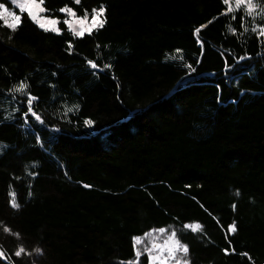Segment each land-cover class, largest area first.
I'll use <instances>...</instances> for the list:
<instances>
[{
	"label": "trees",
	"instance_id": "16d2710c",
	"mask_svg": "<svg viewBox=\"0 0 264 264\" xmlns=\"http://www.w3.org/2000/svg\"><path fill=\"white\" fill-rule=\"evenodd\" d=\"M45 4L59 35L26 13L15 31L0 25V264H121L135 257L133 237L158 227L177 231L191 264H264V42L254 22L246 17L245 33L220 15L221 0ZM101 4L107 24L82 39L58 11ZM87 60L112 68L93 74ZM184 63L196 72L179 87ZM20 81L43 125L25 123L26 97L9 92Z\"/></svg>",
	"mask_w": 264,
	"mask_h": 264
},
{
	"label": "snow or ice",
	"instance_id": "6c2138e0",
	"mask_svg": "<svg viewBox=\"0 0 264 264\" xmlns=\"http://www.w3.org/2000/svg\"><path fill=\"white\" fill-rule=\"evenodd\" d=\"M222 4L225 6L224 10L220 15H224L230 18L232 21L238 20V28H242L246 33L249 31V28L245 24L246 17H250L254 22L250 31L256 34L257 42H264V2H259V0H234L235 6H232L233 0H221ZM73 3L80 5L81 0H73ZM10 4L19 9V12L16 10L10 9L8 0L0 2V25L6 26L10 31H15L19 28L22 18L26 13V18L31 19L37 26L46 31V32H55L56 34H61V29L55 27L60 23V20L57 18H52L49 15H45L50 10L46 7L45 0H10ZM62 14H66L67 17L63 20V24L67 26L69 32L72 33L74 37L84 38L87 34L92 36L94 33H98L101 29L107 24V7L104 4L99 5L98 7L92 8L90 11L88 9H83L81 14H78V11L71 6L65 5L64 7L59 8L58 10ZM8 17H11V22H9ZM259 18L260 22L255 23ZM212 23V21H208ZM206 27V25H201L195 29V34L201 32V28ZM237 27H232L231 24L228 25V30L232 35L240 34ZM68 50L71 54L72 42L68 41ZM203 46V45H201ZM100 45H97L99 48ZM180 49H177V52H180ZM176 57L173 56L172 59ZM246 56H240L236 63L245 60ZM199 63V61H196ZM87 64L93 70V74L98 71L111 69V64H104L103 69L100 68V65L93 60H87ZM183 67L188 69L184 77H181L180 81L177 82L179 87H186L192 84L189 79L193 73L196 72V68L193 64L184 63ZM231 65L228 63V59L225 58V70H229ZM55 75V73L53 74ZM28 85L24 81H20L18 85H14L9 89L10 93H19L26 97L27 108L23 112V117L25 123L30 119H34L36 122L43 125L45 121L42 119L41 115L34 110L33 101L38 100L37 97L33 96L30 92H27L26 89ZM219 85H217V102H220L219 96ZM15 99V96H13ZM79 107L78 105L76 106ZM15 111H20V109H15ZM71 111V109H69ZM10 117H6L8 119ZM83 124L86 127L94 126V121L92 119H85ZM59 131V129H56ZM0 147H3L0 145ZM85 188H90L88 184L84 185ZM239 195V191L236 193ZM13 197L11 206L14 209H19V203L15 202V193L10 194ZM31 195V193H29ZM233 210L236 209V205H232ZM183 228L191 230L193 233L198 231L202 232V226L200 224H184ZM229 231L235 233L237 231V226L235 222L228 226ZM10 231L8 228H5V232ZM145 237H152L150 243H145ZM133 248L135 252V257L133 260L127 262L121 261V264H191L190 260V247L187 243L182 242L177 231L173 228L169 230L168 227H158L149 230L144 233V237L135 236L133 237ZM25 249L20 247L18 251L15 252L16 257H21L22 253H25ZM35 252L42 253L40 248H36ZM225 253L228 254V249H225ZM245 257H249L247 252L241 253ZM3 256V252H0V257ZM142 256H146L145 260H141ZM249 259H251L249 257Z\"/></svg>",
	"mask_w": 264,
	"mask_h": 264
},
{
	"label": "rangeland",
	"instance_id": "374dc122",
	"mask_svg": "<svg viewBox=\"0 0 264 264\" xmlns=\"http://www.w3.org/2000/svg\"><path fill=\"white\" fill-rule=\"evenodd\" d=\"M259 2H264V0H259ZM232 6L234 7L235 6V2H234V0H233V3H232ZM15 7V6H14ZM66 15V14H65ZM67 16V15H66ZM67 18H69V17H67ZM248 18H250V17H248ZM251 19V18H250ZM8 20H9V22H11V17H8ZM258 22H260V20H259V18H257V21H255V23H258ZM36 24V23H35ZM37 25V24H36ZM55 27H59L60 28V26H59V24L58 25H56ZM49 32H51V31H49ZM53 33H55V32H53ZM87 35V34H86ZM169 230H171V229H169ZM145 239V243H150L151 241H152V237H145L144 238Z\"/></svg>",
	"mask_w": 264,
	"mask_h": 264
},
{
	"label": "bare ground",
	"instance_id": "6f19581e",
	"mask_svg": "<svg viewBox=\"0 0 264 264\" xmlns=\"http://www.w3.org/2000/svg\"><path fill=\"white\" fill-rule=\"evenodd\" d=\"M51 12V11H50ZM82 135V134H81Z\"/></svg>",
	"mask_w": 264,
	"mask_h": 264
}]
</instances>
